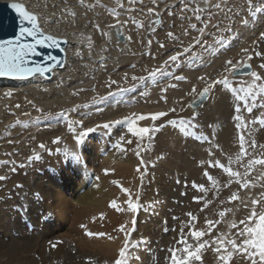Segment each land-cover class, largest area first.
I'll return each instance as SVG.
<instances>
[{
	"label": "rangeland",
	"instance_id": "374dc122",
	"mask_svg": "<svg viewBox=\"0 0 264 264\" xmlns=\"http://www.w3.org/2000/svg\"><path fill=\"white\" fill-rule=\"evenodd\" d=\"M86 1L115 17L114 9L106 4L109 0ZM170 1L176 0H119V13L124 12V9H131L128 17L130 22L127 27L128 34H138L141 39L138 40V45L149 46L152 50L149 56L153 60L156 58L158 60V64L148 70L160 68L163 75L158 74L155 79L134 81L131 79L132 76L147 77L148 73H143L144 70L138 68L140 66L125 65L120 72H126L127 79L125 73L117 85L112 84L110 78L100 82L101 93L114 92L112 96L98 102L86 101L81 105L82 113L87 115L94 107L117 97L111 104L114 105L113 108H119V112L141 109L135 112L137 116L140 114L149 116L160 111L168 112L167 116L156 121L150 118L142 120L145 123L144 127L154 129L151 138L146 136L141 156L143 164L140 163L141 159L134 167L121 168L110 164L103 156V147L100 144L103 137L101 132L95 131L85 137L82 144L78 143L76 136L82 129L77 122L72 121L64 113L52 112L51 129L46 134V148L39 154L41 158L30 160L31 156L28 153L22 161L0 167V175L6 177L5 180H0V222L11 223L10 226L20 227L23 232L31 235L37 227L52 233L46 237L45 244H40L37 251L32 254V264H55L56 261V264H63V260L61 259L59 263L57 256L53 254L66 253V249H71L68 254L76 258L71 264H89V258L91 264H115L126 239L125 233L120 231L121 225H125V231L130 233V242L139 243V247L136 248L146 255V260H156L157 264L159 261L161 264H170L169 249L178 247L176 242L180 230L190 219L187 213L198 217V221L195 222L197 229H205L206 217L212 220L219 219V211L226 208H232L233 212L226 215L225 221L235 218L238 222L250 213L249 198H258L264 192V188L259 186L241 189L235 182L236 178H230L221 168L212 166L217 160L229 166V157L235 161L240 151L241 134L245 136L246 148L251 140H255L257 145L264 144V125L258 122L259 119L264 118V91L259 88L249 91L254 79L251 74L236 76L241 70L251 68V73L255 71L264 77V68L260 67L264 64V38L260 35L264 33V0H253L251 10L248 9L245 0H213L204 8L197 6L193 1H182L178 4L179 7L176 6L162 15L151 30L145 21L146 16L151 14L148 9L158 12L166 2ZM49 4H51L50 0L46 5L51 9L52 5ZM217 4L220 5L219 8L215 7ZM229 8L232 11H229ZM135 12L139 14H134ZM196 16L201 19L197 20ZM192 24L197 26L196 29L191 27ZM200 28H204L202 34L198 31ZM258 30L259 33H256ZM169 32L173 33V37L167 35ZM194 40H200V43L195 44L190 52L181 55L178 61H169L165 64L170 55L177 51L183 53L184 48L192 45ZM161 44L164 46L161 47ZM243 49L249 51L245 53ZM249 56L252 57L251 60L248 59ZM229 59L234 63L242 60L251 67L240 66L235 73H226L224 62ZM182 67L185 70L178 75L176 72ZM224 75L228 76L229 85L217 84L210 87L203 111L195 116L194 125L197 134L195 136L182 134L179 120L191 121L194 116L189 105L200 95L204 87L212 85L214 80ZM177 76H183L185 79H176ZM199 77L205 79L200 80ZM257 83L264 84V80ZM193 87L196 88V92H192ZM121 89L126 90L121 91ZM164 89L167 91L165 92ZM173 108L176 109L175 112L171 111ZM248 108L252 109L251 113L247 111ZM176 112L181 117H172ZM13 113L9 112L10 115ZM237 115L242 118L241 121L235 119ZM77 118L86 121L91 119L89 116L79 115ZM130 118L136 119L133 116ZM69 121H72L73 126L76 127L75 133L69 131ZM239 123H244L247 127L237 128L236 125ZM18 126L22 127V130H28L31 122L15 121L11 129L12 136L17 134ZM56 137L61 138L59 143L52 142ZM34 142H27L28 147L32 148ZM249 151L251 152V149ZM259 151L258 149L257 155ZM72 153L79 158L74 159ZM248 158L245 157L241 163H246ZM230 166L233 171L244 170L241 164L235 162ZM137 167L140 168L139 172ZM13 168L15 171H12ZM256 168L249 179L255 178L264 171L260 166ZM208 176L212 179L210 180ZM83 177L92 183L95 181L94 183L99 187H104L102 207L83 209L71 203L72 190L82 182ZM114 181L119 183H113ZM214 182L215 187H213ZM259 183H264V180ZM155 185H157L156 189ZM47 186L54 188L52 193H49L52 194L51 199L45 195L44 189L49 190ZM200 186L207 191H200ZM123 189H128L133 202H138L142 206L138 213L127 211L126 201L129 195ZM154 191L153 205L152 203L146 205L143 200ZM234 192L239 193L248 207L240 201L228 202ZM194 197L202 199L196 201ZM113 200L117 203L116 209L111 207ZM205 201L212 203L201 211ZM260 207L261 204H258L257 211ZM121 208L125 210L119 211L118 209ZM149 208L154 212H160L164 220L153 227L148 234L151 239L147 240L142 231L143 226L145 228L151 220L141 222L140 217L143 213H148L143 211ZM133 219H135L134 225ZM140 226L142 230H139ZM146 230L148 231V228ZM221 231H227L223 222L217 225L211 236H216ZM88 232L106 233V235L89 236ZM184 232H188L187 227H184ZM204 239L210 240L211 237L206 236ZM52 244H56V247L53 248ZM32 246L27 244L12 253H4L0 250V264H17L16 260L27 253ZM156 247L159 249L156 250ZM214 247L215 245L201 250V260L193 261L192 264H205L210 260L216 262L215 264H223L219 256L227 254L215 252ZM132 259L131 253L130 264H134ZM229 264H249V261L240 254L234 253Z\"/></svg>",
	"mask_w": 264,
	"mask_h": 264
},
{
	"label": "bare ground",
	"instance_id": "6f19581e",
	"mask_svg": "<svg viewBox=\"0 0 264 264\" xmlns=\"http://www.w3.org/2000/svg\"><path fill=\"white\" fill-rule=\"evenodd\" d=\"M0 1L24 3L29 7V10L39 15L41 18L40 23L45 33L65 38L69 42V45L65 49V67L62 70H55L50 80H45L41 77H35L29 80H0V162H4L0 163V167L20 162L28 153L31 157H35V155H39L43 152L45 148L41 149L39 145L41 143L46 145L45 138L47 132L51 129L52 112L64 113L74 122L83 121L84 128L94 127L97 124H103L113 120L122 121V123L114 124L108 129L101 127L97 128L95 131H99L103 135L100 144L103 147V156L107 162L121 168L136 166L140 159H142V150L143 147H145L146 136L143 139H139L129 131V128L144 127L145 123L144 121L138 122V120H136V123L133 125L125 121L124 118L131 117L132 113L140 111L141 109L122 110L119 112V108L115 109L113 108L114 105L111 104L117 97L110 99L105 104L94 107L91 113L87 115L83 114L81 109V105L85 104L86 101L93 100V102H98L99 100L108 98V96H112L114 92L110 94L101 93V81L110 78V81H116L115 85L119 84V80L126 73L120 72L125 65L130 66L133 64L134 67L140 66L138 68L144 70L143 73H146L145 69H149L158 64L157 58L153 60V58L149 56L152 51L149 46L143 47L138 45V40L140 39L139 35L135 33L128 34L127 32V27L130 25L128 17L131 9H124V12L121 11L122 13H119L118 0H109L106 3L110 8L114 9L115 14L119 13L118 19L121 22L127 21V23L120 26L125 36V42L121 43L117 39L116 28L108 27L110 24H116V15L114 14L115 17H113L111 14L97 9L96 6L88 3L86 0H83V3H80V0H61L60 2L50 0L51 4L49 5H52L53 8L51 7V9L54 10H51L46 5V2L49 0ZM182 1H193L197 6L204 8L213 0H176L166 2L158 12L153 11L149 16H146V25L149 24L151 29L156 25L157 20L160 19L162 15L168 13L176 6L179 7L178 4ZM132 5L134 6V4ZM138 5L140 7V3ZM138 5L136 6L138 7ZM142 5L144 4L142 3ZM72 12H75V16L71 14ZM136 13L138 12L134 14ZM95 24H99L100 28L97 29ZM259 31L260 30L256 33H259ZM102 32H108L109 35H102ZM87 37H91V41H89ZM128 37H131V39L129 40ZM89 44H91V48ZM218 63L219 62H217V64ZM182 70L185 69L182 67L176 73L179 75ZM7 92H11V96L6 95ZM199 97L200 95L195 100ZM205 102L199 108L191 109V114L194 116L199 115L203 111ZM17 105H19V107H17ZM9 112L14 113L10 115ZM78 115L81 117L89 116L91 119L89 121L81 120L82 118L76 119ZM172 117L179 118L181 115H177L176 112ZM18 120H21L23 123L31 122V126L28 130H22L20 126L16 127L17 134L12 136V125ZM129 140L131 141L130 144L127 143ZM29 141H35L32 143V148L27 145ZM122 148L125 149V151H121ZM137 151L140 152L139 157L135 155ZM94 182L87 181L86 178L83 177L82 182L77 184L72 190L70 195L71 203L73 202L74 205L83 207V209H98L102 207L103 197L105 196L104 187H97V183ZM156 188L157 185H155V189ZM53 189L54 188L51 186L49 190H47V188L46 190L44 189L45 195L49 196L48 198L52 196V194L49 193H52ZM154 195L155 191L151 192L148 197H145L143 201L146 205L147 203H152L153 205L152 199ZM155 201L156 200H154V203ZM145 211L148 213H143L140 217V221L143 222L148 219L151 221L145 228L143 226L144 230L142 233L145 239L150 240L151 238L148 235L150 234L149 232L152 231L156 224L164 219L160 212H154L152 208L145 209L143 212ZM0 225L1 252L12 253L19 247L27 246V244L34 246L21 257L18 256L19 258L16 260L17 264H32V254L37 251L40 244H45L46 237L52 234L49 230H42L37 227L36 230L31 232L33 233L31 235L30 233L23 232L24 230L22 231L20 227L10 226L11 223L8 222L7 224L1 223ZM146 228H148V231ZM139 230H142L141 226ZM158 249L159 248L156 247V250ZM69 250L71 249H66V253H55L53 255L57 256L59 263L63 260V264H71L76 258L68 254ZM10 255L13 256V254ZM132 256L134 264H157L156 260H146V255L142 253L141 250H138V248L132 250ZM51 260L52 259H50V261ZM215 263L211 260L205 262V264ZM159 264H161L160 261Z\"/></svg>",
	"mask_w": 264,
	"mask_h": 264
},
{
	"label": "snow or ice",
	"instance_id": "6c2138e0",
	"mask_svg": "<svg viewBox=\"0 0 264 264\" xmlns=\"http://www.w3.org/2000/svg\"><path fill=\"white\" fill-rule=\"evenodd\" d=\"M119 2V0H118ZM80 3H83V0H80ZM245 3L249 10L253 8V0H245ZM10 8L13 9L17 17L19 19V35H16L14 39L11 40H0V77H17V78H24L28 75H34L36 73H45L48 71H51V68L48 67H42V66H36V67H29L26 61V57L29 54H36V46L39 45L41 47H55L58 46L59 41L57 37L53 34H44V29L40 23V17L39 15L29 10V7L26 6L24 3H18V2H12L10 5ZM215 7L219 8L220 5L217 4ZM229 11H232L231 8H229ZM148 12H153V9H148ZM73 16H75V12L71 13ZM117 17L116 24H110L108 25L109 28H117V34L120 35L119 28L122 26V24L127 23V21L121 22L118 17L119 13L115 14ZM8 18H0V29H4L7 27L9 31L14 32L16 25V19L12 18L10 22L5 25V20ZM196 19L199 20L201 17L196 16ZM135 23V21H133ZM159 22V21H157ZM247 21H245L246 23ZM27 25V26H26ZM143 26L142 24L140 25ZM95 27L97 29L100 28L99 24H95ZM191 27L193 29H196V25L192 24ZM207 27V25H205ZM201 34L204 31V28H200L198 30ZM102 35H109L108 32H102ZM169 37H173V33L169 32L167 34ZM262 38H264V33L260 34ZM31 37L34 40V43H24V38ZM41 37V38H37ZM89 41H91V37H87ZM130 40L131 37H128ZM151 41H149V44ZM200 43V40H194L193 44L189 47L184 48L183 53L177 51L175 54L170 55L168 57V60L165 61V64H167L169 61L176 62L179 60L180 56L184 53H188L191 51V48L195 45ZM161 47L164 45L161 44ZM89 47L91 48V44H89ZM245 53H247L248 49H243ZM256 55H262L261 53H256ZM51 60H56L55 57H50ZM249 60L252 59L251 56L248 57ZM226 67L224 71L226 73H235L237 70H239L240 66L244 67H251V65L245 64L244 61H238L236 63L233 62V60L229 59L226 62ZM261 68H264V64L260 65ZM145 71L148 73L147 77L145 76H132V80H140L143 81L146 78L155 79L156 76L163 75V71L160 68H154L152 70L145 69ZM251 76L254 78L252 81V87L249 89L250 92H252L254 89L259 88L261 91H264V84H258V81L264 80V77L259 75L257 72L253 71L251 73ZM176 79H185L183 76H177ZM125 79H127V73L125 74ZM200 80H204V77H199ZM112 84H115L116 81H111ZM229 85V78L227 75H224L222 78L216 79L212 82V85L206 86L202 89L200 96L203 99L206 97L209 93L210 87H214L215 85ZM174 86V85H173ZM126 89H121V91H124ZM166 92L167 89H164ZM192 92H196V88H192ZM11 92H7L6 95L11 96ZM195 105L190 104L189 107H194ZM19 107V105H17ZM42 111L41 109H38ZM172 112H175L176 109H171ZM239 111V109H237ZM247 111L249 113L252 112L251 108H248ZM136 119L133 120L130 117H125V121H128L130 124H135L136 120H145L150 118L152 121H156L161 119L162 117H165L168 115V112L160 111L153 114H149V116H145L144 114L136 115L135 113L131 114ZM235 119L237 121H241L240 116H236ZM195 116L192 117L191 121L180 119L179 125H180V131L185 136H195L197 133L195 131ZM260 124L264 125V118L259 119L258 121ZM122 123L120 120H113L109 121L103 124H97L94 127H87L84 128L83 121L77 122L79 127L82 129L76 136V140L78 143H83L84 138L88 136L89 133L94 132L97 128H105L108 129L114 124ZM170 123L175 124L176 121H170ZM237 128H246L247 125L244 123H239L236 125ZM68 128L70 132L75 133L76 127L73 126V122H68ZM154 129L149 127H139V128H129V131L133 133V135L137 136L139 139H143L145 136H148L151 138V133ZM158 130V129H157ZM60 137H56L55 140H53V143H59ZM127 143H131V141H127ZM245 136L241 134L239 136V147L240 151L235 157V161H233L232 157L228 158V164L229 166H225L223 163H221L219 160L215 161V163L212 165L213 167H219L221 168L227 175L231 178H236L235 182L240 186L241 189H250L255 188L257 186L264 188V183H259V181L264 180V171L260 172V175L256 176L253 179H249L251 174L257 170L256 166H260L261 169H264V144L257 145V142L255 140H251L248 142L247 148L245 147ZM39 148L44 149L46 148V145L41 143L39 145ZM251 149V152L249 151ZM259 151V155H257V150ZM121 151H125V149H121ZM74 159H78L79 157L75 154H71ZM136 156H140V152L137 151L135 153ZM245 157H249L247 159L246 163H241ZM41 157L39 155H35V157H29L30 160L35 159L39 160ZM235 162L237 164H241V167L244 169L243 172L237 170L233 171L231 168V164ZM4 163V162H0ZM141 163L143 164V159H141ZM12 171H15L13 168ZM107 169L105 170L107 174ZM140 171V168L137 167V172ZM207 175V174H206ZM208 178L211 180L212 177L208 176ZM6 177L0 175V180H5ZM97 179H99L97 177ZM143 179V177H141ZM113 183H119L118 181H114ZM229 183H231V180H229ZM98 187V185H97ZM213 187H215V182L213 184ZM124 192L128 193L129 199L126 201L127 203V211H130L131 213H138L141 210V205L138 202H133L132 195L128 189H123ZM200 191H207L203 186H200ZM201 197H194V200L200 201ZM251 203V210L249 215L244 217L243 219H240L238 222L235 218L225 221V217L228 213L233 212L232 208H226L224 210L219 211L218 216L219 219L212 220L205 218V229H197L196 223L198 221V217L192 213H187L189 216V221L181 228L180 230V236L177 240L178 247H173L169 249L170 252V264H192L193 261H200L201 260V250L205 249L206 247H214V251L217 253L224 252L227 255H220L219 259L223 261V264H229L232 256L234 253L240 254L244 259L249 261V264H264V192L261 193L260 197L258 198H249ZM138 200V198H137ZM233 201H240L241 203H245L243 198L239 195L238 192L232 193V195L229 197L228 202L231 203ZM212 203L211 201H205L203 208H201V211L204 210V208H207L209 204ZM261 204L260 210L257 211V205ZM111 207L116 209L117 203L115 200L111 202ZM245 207H248V205L245 203ZM119 211H124L125 209H118ZM103 216V214H101ZM225 223L227 227V231H221L218 232L216 236H211V233L213 230L217 227V225L221 223ZM132 224H135V219L132 220ZM242 226V227H241ZM81 227H86L85 225H81ZM184 227L188 228V232H184ZM126 226L121 225L120 231L125 233V243L124 246L119 251V258L115 261V264H130L131 260V253L132 250L136 247H139V243L132 244L130 242L129 236L130 233L125 231ZM235 229L236 231L233 232L232 230ZM87 235L93 236V235H106V233H92L88 232ZM206 236L211 237V239H204ZM189 237L191 239H189ZM239 241V242H238ZM53 248L56 247V244L51 245ZM89 264H91V258H89Z\"/></svg>",
	"mask_w": 264,
	"mask_h": 264
},
{
	"label": "water",
	"instance_id": "95a60500",
	"mask_svg": "<svg viewBox=\"0 0 264 264\" xmlns=\"http://www.w3.org/2000/svg\"><path fill=\"white\" fill-rule=\"evenodd\" d=\"M12 2H4L0 1V18H8L5 20V25H7L12 18L16 19V25L15 31H9L7 27L4 29H0V40H11L14 39L16 35H19V19L17 17L16 12L10 8V4ZM19 3V2H18ZM27 26V25H26ZM120 35L117 34V39L119 42L124 43L125 42V36L123 32L121 31V28H119ZM117 33V28H116ZM47 35L48 33H45ZM41 38V37H37ZM59 44L55 47H41L39 45L36 46V54H29L26 57V61L29 67H36V66H42V67H48L51 68V71L45 72V73H36L34 75H28L24 78H17V77H0L1 79H9V80H29L35 77H41L45 80H50L53 77V72L55 70H62L65 67L66 63V51L65 49L69 45V42L65 38L57 37ZM24 43H34V40L31 37L24 38ZM50 57H55L56 60H51ZM251 74V68H247L246 70H241L236 76H247ZM207 97H204L203 99L201 96L195 100L192 104L195 105L194 107H190L191 109H197L199 108L206 100Z\"/></svg>",
	"mask_w": 264,
	"mask_h": 264
}]
</instances>
